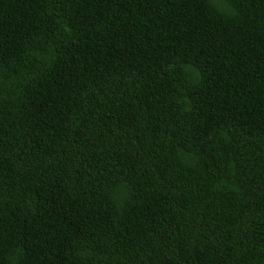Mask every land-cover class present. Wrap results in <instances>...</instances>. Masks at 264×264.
I'll return each instance as SVG.
<instances>
[{
	"label": "trees",
	"instance_id": "16d2710c",
	"mask_svg": "<svg viewBox=\"0 0 264 264\" xmlns=\"http://www.w3.org/2000/svg\"><path fill=\"white\" fill-rule=\"evenodd\" d=\"M0 264H264V0H0Z\"/></svg>",
	"mask_w": 264,
	"mask_h": 264
}]
</instances>
